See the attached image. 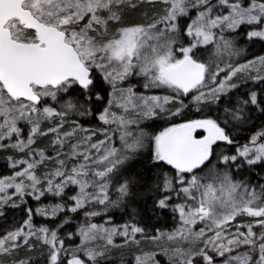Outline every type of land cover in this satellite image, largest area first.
<instances>
[{"label":"snow or ice","instance_id":"6c2138e0","mask_svg":"<svg viewBox=\"0 0 264 264\" xmlns=\"http://www.w3.org/2000/svg\"><path fill=\"white\" fill-rule=\"evenodd\" d=\"M0 153V264H264V0H0Z\"/></svg>","mask_w":264,"mask_h":264},{"label":"trees","instance_id":"16d2710c","mask_svg":"<svg viewBox=\"0 0 264 264\" xmlns=\"http://www.w3.org/2000/svg\"><path fill=\"white\" fill-rule=\"evenodd\" d=\"M258 47H259V46H257V49H256L257 51H258ZM249 58H251V57H249ZM159 93H160V94H165V93H163V92H159ZM258 127H259V122H258ZM245 142H246V141H245L244 139H242V138L240 139V143H241V144H243V143H245ZM233 151H234V149H233ZM6 155H8V154H7V153H0V175H8V174H10V172H9V171L7 170V168H6V164H5V160H4V157H5ZM139 167H141V165H140L139 163H134V165H133V168H134V169H135V168H139ZM114 198H115V195H114V193H113V199H114ZM27 199H28V201H29V205H30L33 209H35V208L38 206L37 203H36L35 201L32 200V198L28 197ZM54 202H55V201H49V200H45V201H44L45 204H48V203H54ZM174 202H179V201H176V200H175V197H174ZM82 217H83V213L81 212V213H80V217H78V219H82ZM23 218H24V217H22L18 211H15V210H9L6 218H0V233H3V231H4L7 227H9V225L13 222L14 219L22 223ZM5 219L7 220V223H5ZM62 219H63V217H62ZM43 222H44L43 218H41V217H35V223H36L37 225H39V224H41V223H43ZM58 222H59V221H58ZM93 222H95V223H103V219H102L101 217H97V218L94 219ZM117 222H118V223H122V221L119 219V216H118V215H117ZM152 223H156V221L153 220ZM164 224H165V222H164V220L162 219V220L159 222V224H158L157 226H164ZM167 227H171L170 216H169V218H168V224H167ZM67 231H75V227H73V228H71V229H67ZM63 234H64V233H61L62 236H63ZM77 244H79V239H78V238H76L71 244H67V243H66V247H74V246L77 245ZM29 255L38 256V255H39V251L29 253ZM113 255L116 256V257H119V256H121V255H127V253L115 252V253H113ZM159 259H160L161 261H164V259H162L161 257H159Z\"/></svg>","mask_w":264,"mask_h":264},{"label":"rangeland","instance_id":"374dc122","mask_svg":"<svg viewBox=\"0 0 264 264\" xmlns=\"http://www.w3.org/2000/svg\"><path fill=\"white\" fill-rule=\"evenodd\" d=\"M156 94H160V93H156ZM161 95H163V94H161ZM47 143H48V141H44L43 143L39 144L38 147H44V145L47 144ZM245 222H247V221H245ZM116 242L119 243L120 241L117 240ZM146 250H151V248L146 246ZM161 258L164 259V257H162V256H161Z\"/></svg>","mask_w":264,"mask_h":264}]
</instances>
